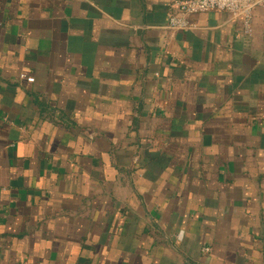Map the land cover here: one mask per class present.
I'll return each mask as SVG.
<instances>
[{
    "label": "crops",
    "instance_id": "0c3cea01",
    "mask_svg": "<svg viewBox=\"0 0 264 264\" xmlns=\"http://www.w3.org/2000/svg\"><path fill=\"white\" fill-rule=\"evenodd\" d=\"M173 2L0 0V264H264V7Z\"/></svg>",
    "mask_w": 264,
    "mask_h": 264
},
{
    "label": "built area",
    "instance_id": "2783aa9c",
    "mask_svg": "<svg viewBox=\"0 0 264 264\" xmlns=\"http://www.w3.org/2000/svg\"><path fill=\"white\" fill-rule=\"evenodd\" d=\"M257 7H264V0H174L172 13L168 18V28L172 30H189L196 26L190 16L211 10L226 11L234 19H240L246 32H250L254 11ZM21 79L34 82V78L26 74ZM205 250H208L205 248Z\"/></svg>",
    "mask_w": 264,
    "mask_h": 264
}]
</instances>
